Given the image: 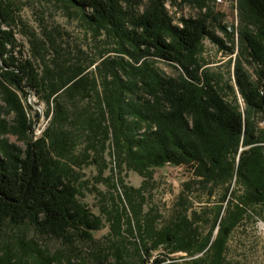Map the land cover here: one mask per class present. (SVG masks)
Here are the masks:
<instances>
[{
	"label": "trees",
	"instance_id": "1",
	"mask_svg": "<svg viewBox=\"0 0 264 264\" xmlns=\"http://www.w3.org/2000/svg\"><path fill=\"white\" fill-rule=\"evenodd\" d=\"M165 1L62 0L86 25L92 51L66 41L67 32L43 19L37 28L27 25L17 0H0V264H86L45 251L23 230L97 248L93 233L103 222L81 202L75 167L91 163L101 172L106 153L113 162L106 181L116 195L105 219L118 240L109 253L93 252L88 264H128L122 241L128 234L135 237L136 264H229L234 229L250 211L264 218V0H237L233 84L224 89L199 58L204 37L234 52L230 34L225 40L216 34L225 31L220 15L205 0H170L197 9L180 27ZM31 95L46 106L38 135ZM166 166H185L190 176L171 214L157 223L160 215L142 214L136 201L143 187L125 186L116 169L147 180ZM216 189L202 231L198 211L184 197L193 191L210 197ZM10 228L22 231L2 244ZM156 250L160 256L151 259Z\"/></svg>",
	"mask_w": 264,
	"mask_h": 264
},
{
	"label": "rangeland",
	"instance_id": "2",
	"mask_svg": "<svg viewBox=\"0 0 264 264\" xmlns=\"http://www.w3.org/2000/svg\"><path fill=\"white\" fill-rule=\"evenodd\" d=\"M17 1L20 5V16L27 25L37 28V20L39 18L43 19L45 23L50 24L51 26H57L61 30L67 32L69 37H65L66 41L79 43L87 50H96L93 45L94 41L91 39V34L87 30L86 25L83 23L80 16L65 9L62 0ZM164 5L172 17V22L174 19L177 21L175 15L187 18L197 10L188 5H181L180 8H177L170 0H166ZM206 6L202 8V11L206 10ZM223 32L217 30L216 34L225 40ZM225 32L227 31L225 30ZM227 33L230 34V32ZM16 36L18 40L27 47L24 37L20 33H17ZM231 39L235 48V37L231 36ZM212 44L215 43L210 40L209 44L206 41L204 42L203 39L201 42L199 58L204 64V67L208 68L210 72L216 75L215 79L218 80V87L224 89L225 84H233L232 70L235 55H230L225 49L220 51L217 46ZM225 44L230 45V43L226 41ZM157 65L164 73H171L169 66L166 64L158 62ZM246 68L250 70L249 67L246 66ZM224 96L227 100L232 102V97L226 92V90ZM237 101L242 105L239 96H237ZM28 102L31 103L33 107V109L29 111L31 116L34 115V110H37L40 113V120L36 128L41 131L43 126L47 123V120L43 116L46 106L44 103L39 102L34 95L28 97ZM261 124V126H264L263 122ZM9 140L20 144L14 136H9ZM82 144L83 142L81 140L77 153L80 152ZM104 158L107 165L101 168V172L91 163L75 167V170L79 174L77 181L82 184L83 187V195L80 197L81 202L92 214L100 217L103 222L102 228L93 233V239L97 248H93V246L86 245L77 240H73L70 243H63L53 237L36 236L33 231L29 229L23 230L26 240L35 238L45 251L50 253L60 252L63 256L72 258L74 262H77V260H84L86 264L89 263L93 252L104 250L105 254L109 253V246L118 239L115 235L110 233V222L107 221L105 217L107 215L106 212L109 213L115 209L112 196L116 195V192L110 186L111 181H106L108 180L110 173L113 171V162L107 153L104 155ZM116 171L121 173L120 176H124L123 184L125 186L134 189L141 186L143 187L141 191L143 199L141 200L137 197L136 201L139 203L141 202L142 214L152 212V214L160 215L157 223H161L171 214L173 205L181 191L182 183L190 176V173L185 166H166L155 169L152 178L147 180L138 173L124 168L120 169V171L116 169ZM121 191L122 188L120 185L117 186V193L120 194ZM219 193L220 189H216L215 192L208 197L206 193L197 196L195 195V191H193V194L184 197V199H187L185 201H187L188 204L189 202L191 203V209L198 211L200 220L197 224H199L202 231L207 230L210 225V219H212L213 216L211 207H213V201L218 199ZM198 197L201 199L199 200ZM205 204H207L206 207L201 209ZM124 206H126L125 203ZM256 211H250L245 219H243L232 232L227 243L225 254L226 261L229 264H264V229L262 226L264 224V218L261 217L262 213L261 215H257L258 213H255ZM205 221L207 223H204ZM20 231H22V228L21 230H16L15 228L6 229V242L2 244H10L9 240H12L16 233H20ZM134 240L135 237H132L129 234L125 235V238L122 240L127 246V253H129L126 255V261L128 264H136L138 261V254L135 251ZM160 254L161 250L153 251L151 259L160 256ZM172 256L177 258L184 256V253H176L172 254Z\"/></svg>",
	"mask_w": 264,
	"mask_h": 264
},
{
	"label": "built area",
	"instance_id": "3",
	"mask_svg": "<svg viewBox=\"0 0 264 264\" xmlns=\"http://www.w3.org/2000/svg\"><path fill=\"white\" fill-rule=\"evenodd\" d=\"M206 4H208L214 12L220 15V23L224 27L225 30L230 32V36L235 37V48L234 52L230 53V55L234 56L236 54L237 43H238V25H239V14L237 9V0H205ZM170 14V13H168ZM177 19V25L182 26V16L175 15ZM208 42L210 44V38L204 37V42ZM214 46H219L217 44H212ZM222 51V48H219ZM264 123V122H263ZM40 130L36 128L35 134L38 135Z\"/></svg>",
	"mask_w": 264,
	"mask_h": 264
},
{
	"label": "bare ground",
	"instance_id": "4",
	"mask_svg": "<svg viewBox=\"0 0 264 264\" xmlns=\"http://www.w3.org/2000/svg\"><path fill=\"white\" fill-rule=\"evenodd\" d=\"M205 3H206V1H205ZM206 5L209 6L208 4H206ZM173 22L176 23L177 21L174 19ZM176 24H177V23H176ZM226 31H227V30H226ZM227 32H228V31H227ZM223 33H226V32L224 31ZM262 226H263V229H264V224H263Z\"/></svg>",
	"mask_w": 264,
	"mask_h": 264
}]
</instances>
